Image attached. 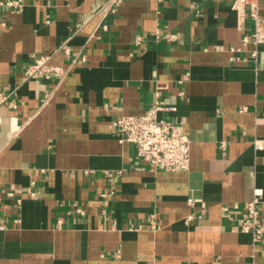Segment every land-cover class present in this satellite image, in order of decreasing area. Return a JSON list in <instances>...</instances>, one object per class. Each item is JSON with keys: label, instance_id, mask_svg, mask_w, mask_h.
Returning a JSON list of instances; mask_svg holds the SVG:
<instances>
[{"label": "crops", "instance_id": "1", "mask_svg": "<svg viewBox=\"0 0 264 264\" xmlns=\"http://www.w3.org/2000/svg\"><path fill=\"white\" fill-rule=\"evenodd\" d=\"M111 1L0 8V264H264V238L238 221L255 193L264 218V45L254 59L242 45L248 11L119 0L103 15ZM39 56L64 77L27 78ZM158 100L190 139L186 171L149 170L117 135Z\"/></svg>", "mask_w": 264, "mask_h": 264}, {"label": "built area", "instance_id": "2", "mask_svg": "<svg viewBox=\"0 0 264 264\" xmlns=\"http://www.w3.org/2000/svg\"><path fill=\"white\" fill-rule=\"evenodd\" d=\"M113 2H119V0H112L109 5L102 8L103 15L114 13L111 6ZM257 2L258 0H234L232 4V7L240 14L241 12L244 14L247 10L253 23L252 32L241 39L242 45L251 46L250 58L252 59L257 56V48L264 45V16L260 15ZM22 5V0H0V8L8 7L14 13H17ZM0 25H2L1 19ZM229 50L232 53L238 51L234 47ZM64 75L65 72L60 66L50 64L49 56L34 58L25 70V76L31 79L62 78ZM4 99L0 97V104ZM173 110L174 107L166 106L158 100L143 114L122 116L113 122L119 139L133 145L136 163L145 164L151 171L181 172L189 167L190 139L184 134L180 124L159 118L160 112ZM254 146L258 147L257 142ZM224 147V143H221V150H224ZM188 203L192 204V201L188 200ZM260 203L261 196L255 193L238 220L240 231L250 233L255 241L264 238V218L258 210Z\"/></svg>", "mask_w": 264, "mask_h": 264}]
</instances>
